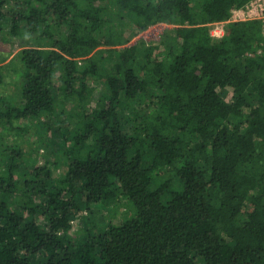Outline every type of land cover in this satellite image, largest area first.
Here are the masks:
<instances>
[{
	"label": "trees",
	"instance_id": "16d2710c",
	"mask_svg": "<svg viewBox=\"0 0 264 264\" xmlns=\"http://www.w3.org/2000/svg\"><path fill=\"white\" fill-rule=\"evenodd\" d=\"M249 1L0 0V264H264V24L231 21ZM61 116L62 148L21 149L19 122ZM122 199L135 214L97 226Z\"/></svg>",
	"mask_w": 264,
	"mask_h": 264
},
{
	"label": "rangeland",
	"instance_id": "374dc122",
	"mask_svg": "<svg viewBox=\"0 0 264 264\" xmlns=\"http://www.w3.org/2000/svg\"><path fill=\"white\" fill-rule=\"evenodd\" d=\"M264 26V25H263ZM223 27L224 23L220 24H215L213 29H212V35L214 37H221L223 34ZM166 28L165 25L162 24H157L154 26H151L148 30L145 32L141 33L136 39H143L146 42H157L159 39V36L161 35L163 29ZM4 50L8 51L12 48L11 44H6L3 46ZM19 50V47L15 50H13L12 55L9 57L10 58L15 55V53ZM8 60V61H9ZM15 83L16 85V77L14 76H9L6 78V83L7 85L10 82ZM92 86L95 87V90L93 92L92 100H96L101 92L103 91V86L101 84H96L92 83ZM8 89L6 90L8 95H12L16 90L13 87L11 88L8 85ZM14 97V96H11ZM226 100L229 99V95L225 96ZM11 102V101H10ZM15 103V99L12 98L11 103ZM74 105V101L66 99L65 104H64V109L69 110L72 106ZM57 111H60L59 108H57ZM56 111V112H57ZM30 126V130L26 133H24V136L22 139L24 140L23 147H21L22 150L26 149V146H28V142H31L33 144V148L35 149H41V151H48L50 153H54L57 151L59 148L63 147L64 140H63V131L65 127H67V122L64 118V116L58 117L55 119L54 122V127L51 130H44L43 127L41 126L40 122L37 121H31L26 119L24 122H19L17 126ZM11 135L14 136L12 133ZM9 146H11V142L8 143ZM34 162V160H32ZM25 166H20L19 170L16 172L18 175L19 180L22 181V172L23 169H25ZM130 207L132 208V211L135 214L133 206L129 203ZM129 205L128 203L122 199L118 204L112 205V206H97L94 207V212L91 216L92 219L95 220L97 223V226L101 227L107 223H112V224H119L121 223L125 218L131 217V214H129ZM129 211V212H128ZM89 212L86 210V207L84 206L83 202H81L80 205V213L78 216L73 220L72 222V232L73 233H83L84 232V227H85V220L84 217L88 216ZM133 215V214H132ZM127 216V217H126Z\"/></svg>",
	"mask_w": 264,
	"mask_h": 264
},
{
	"label": "built area",
	"instance_id": "2783aa9c",
	"mask_svg": "<svg viewBox=\"0 0 264 264\" xmlns=\"http://www.w3.org/2000/svg\"><path fill=\"white\" fill-rule=\"evenodd\" d=\"M260 20L264 24V0H250L233 12L231 21Z\"/></svg>",
	"mask_w": 264,
	"mask_h": 264
}]
</instances>
